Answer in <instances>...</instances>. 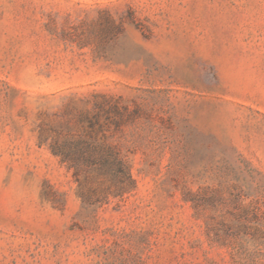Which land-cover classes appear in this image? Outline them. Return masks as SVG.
I'll return each mask as SVG.
<instances>
[{"label": "rangeland", "instance_id": "rangeland-1", "mask_svg": "<svg viewBox=\"0 0 264 264\" xmlns=\"http://www.w3.org/2000/svg\"><path fill=\"white\" fill-rule=\"evenodd\" d=\"M0 264H264V0H0Z\"/></svg>", "mask_w": 264, "mask_h": 264}, {"label": "trees", "instance_id": "trees-1", "mask_svg": "<svg viewBox=\"0 0 264 264\" xmlns=\"http://www.w3.org/2000/svg\"><path fill=\"white\" fill-rule=\"evenodd\" d=\"M49 148L61 163L74 171L76 180L82 169L90 170L95 178L101 179L97 189L101 196H120L134 188L128 166L114 148L89 140L76 144H61L54 140ZM84 200L88 202L91 197L86 196Z\"/></svg>", "mask_w": 264, "mask_h": 264}]
</instances>
